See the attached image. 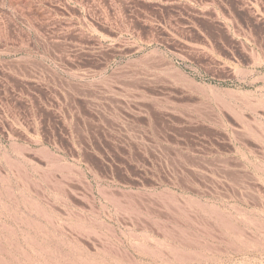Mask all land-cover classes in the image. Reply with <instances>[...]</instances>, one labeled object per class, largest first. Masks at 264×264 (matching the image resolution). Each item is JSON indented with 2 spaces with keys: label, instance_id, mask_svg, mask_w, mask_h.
<instances>
[{
  "label": "rangeland",
  "instance_id": "rangeland-1",
  "mask_svg": "<svg viewBox=\"0 0 264 264\" xmlns=\"http://www.w3.org/2000/svg\"><path fill=\"white\" fill-rule=\"evenodd\" d=\"M0 264H264V0H0Z\"/></svg>",
  "mask_w": 264,
  "mask_h": 264
}]
</instances>
